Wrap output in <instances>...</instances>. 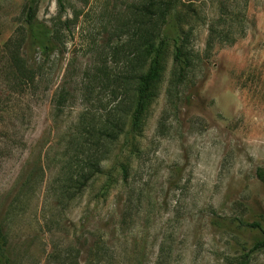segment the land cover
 <instances>
[{"label": "rangeland", "instance_id": "1", "mask_svg": "<svg viewBox=\"0 0 264 264\" xmlns=\"http://www.w3.org/2000/svg\"><path fill=\"white\" fill-rule=\"evenodd\" d=\"M28 1L0 0V234L13 264L81 260L83 235L91 241L95 226L108 222L105 262L91 264H133L142 249V264H237L264 238L248 226L264 228V185L256 178L264 169V0L176 4L199 60L190 81L171 84L167 48L126 183L118 178L96 206L104 177L70 201L55 195L83 135L79 121L88 113L98 124L118 93L127 110L126 86L115 79L127 75L135 43L156 24L141 13L148 0H61L63 10L59 0H38L35 19L51 30L53 47L46 57L24 50L40 75L10 93L2 46L17 33L25 39ZM63 93L67 103L57 113ZM126 149L116 146L110 156ZM249 264H264V249Z\"/></svg>", "mask_w": 264, "mask_h": 264}, {"label": "trees", "instance_id": "2", "mask_svg": "<svg viewBox=\"0 0 264 264\" xmlns=\"http://www.w3.org/2000/svg\"><path fill=\"white\" fill-rule=\"evenodd\" d=\"M38 0H29L25 9L24 24L26 26V37H19L20 34L9 38L2 49L7 58L6 63V81L10 93L21 92L24 88L31 87L37 83V77L40 72L37 71L23 55L26 48H36L39 55L46 57L53 47V37L51 30L44 24L37 22L36 4ZM180 0H148L142 7L141 13L146 16L148 21H154L156 26L148 29L141 36V44L135 43L134 55L126 63L127 75L119 76L115 83L120 86H126L125 92L129 94V106L125 112L121 110L125 106L118 93L115 97L117 102L113 110L107 113L98 124H91L88 113L83 114L79 121L83 135L72 144L74 155L70 162H67V173L63 174L60 169L59 174H63V185L56 195L57 201H70L75 194L80 191L83 193L89 182L97 177H104V183L94 196V204L106 200L111 187L120 179V183H126L129 173L128 161L131 154L138 152V144L135 140L140 137L141 120L152 97V90L160 78L163 70V60L166 50L172 47V62L176 71L171 84H184L190 79V75L199 60L189 46L188 33L180 31L184 19L183 15L174 11L176 4ZM59 6L63 10V3L59 0ZM211 46L207 44V49ZM85 96L88 94L89 83L84 87ZM119 99V100H118ZM188 100V96L186 97ZM67 103L64 93L60 95L56 104L55 111L62 112ZM87 114V115H86ZM119 146L129 147L123 152L115 153L112 156V148ZM78 154H82L81 157ZM112 160V165L106 169L105 164ZM121 159V160H120ZM115 172L113 176L112 173ZM256 178L264 185V169H256ZM86 219V217H84ZM109 223V222H108ZM102 224L101 227L95 226L96 234L89 242L86 249L80 250L83 257L81 260L74 259L67 264H91L93 261L105 262V254L109 249V242L112 239L111 230ZM251 228H257L264 235V228L261 223L254 221L248 224ZM85 225L82 223L81 229ZM5 238L0 234V264H13L11 258L5 250ZM264 249V238L256 241L247 252L243 254L237 264H249L250 255ZM70 260V258H69ZM133 264H142L143 249L137 256L130 259ZM159 263V260L156 262Z\"/></svg>", "mask_w": 264, "mask_h": 264}]
</instances>
